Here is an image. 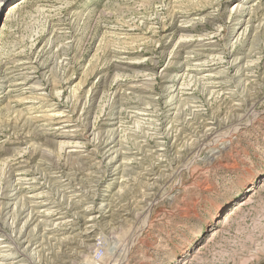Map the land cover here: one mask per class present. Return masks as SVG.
<instances>
[{
	"label": "rangeland",
	"instance_id": "1",
	"mask_svg": "<svg viewBox=\"0 0 264 264\" xmlns=\"http://www.w3.org/2000/svg\"><path fill=\"white\" fill-rule=\"evenodd\" d=\"M0 4V264H264V0Z\"/></svg>",
	"mask_w": 264,
	"mask_h": 264
},
{
	"label": "bare ground",
	"instance_id": "2",
	"mask_svg": "<svg viewBox=\"0 0 264 264\" xmlns=\"http://www.w3.org/2000/svg\"><path fill=\"white\" fill-rule=\"evenodd\" d=\"M1 5V4H0ZM17 7V5L14 7V8H16ZM174 89V88H173ZM94 227V226H93ZM95 228V227H94Z\"/></svg>",
	"mask_w": 264,
	"mask_h": 264
}]
</instances>
